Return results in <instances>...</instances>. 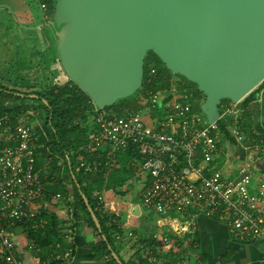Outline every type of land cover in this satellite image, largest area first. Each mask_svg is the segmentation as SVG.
Wrapping results in <instances>:
<instances>
[{"label":"built area","instance_id":"1","mask_svg":"<svg viewBox=\"0 0 264 264\" xmlns=\"http://www.w3.org/2000/svg\"><path fill=\"white\" fill-rule=\"evenodd\" d=\"M40 7L47 12L46 4ZM160 77L159 68L151 65L142 106L136 110L99 109L93 104L88 139L74 151L77 170L106 178L119 167V155L134 153L129 161L131 177L120 186L121 192H114H134L142 207L160 216L173 236H163L160 245L146 249L147 264H172L160 256L177 237L191 236L201 215L221 223L232 235L264 241V171L250 159L264 152V139L243 133L237 122L245 110L231 101L220 106L219 120H233L229 138L225 137L218 121L207 123L198 110L204 100L200 95L173 78L166 87L160 86V79L169 78ZM0 129V264H25L16 255L10 229L30 223L37 231L46 225L35 204L45 190L37 158L47 146L33 127L21 121L0 118ZM237 146L244 148L245 157L230 166V149L237 153ZM93 197L116 241L135 237L123 230L114 202L98 191ZM28 247L40 250L34 242ZM69 254L70 250L57 257ZM184 256L187 261L188 255Z\"/></svg>","mask_w":264,"mask_h":264},{"label":"water","instance_id":"2","mask_svg":"<svg viewBox=\"0 0 264 264\" xmlns=\"http://www.w3.org/2000/svg\"><path fill=\"white\" fill-rule=\"evenodd\" d=\"M51 24L63 71L99 109L138 91L150 51L197 86L210 124L223 100L238 102L264 81V0H55Z\"/></svg>","mask_w":264,"mask_h":264},{"label":"crops","instance_id":"3","mask_svg":"<svg viewBox=\"0 0 264 264\" xmlns=\"http://www.w3.org/2000/svg\"><path fill=\"white\" fill-rule=\"evenodd\" d=\"M41 4L35 0H0V8H3L4 14L10 11L15 19L12 23L16 28L14 33L16 34L17 30H20L18 33L21 34L29 33L25 35L28 37L26 41L29 42L21 43V46L32 52L28 62L22 63L18 61L19 57L16 60L14 57H4L0 53V85L21 91V94L27 98H31L29 96L33 94H27L29 95L27 96L25 92H42L53 84H64L70 80L61 81L55 71L57 56L55 57L52 52L53 45L56 49L55 26L51 24L52 18L48 15L49 12L43 11L40 7ZM11 28L10 24L1 20L0 52L4 48V52L11 51L9 38L12 33ZM16 47L19 45L12 47V52L15 54H17ZM47 50L50 51L49 54ZM259 85L255 88L256 90L254 89L253 97L247 104L242 102L246 96L235 102L245 110L237 125L248 129L249 132H245L246 134L243 131L245 135L250 134L264 139V84ZM34 106H37L40 111L37 113L43 117V122L32 124V126L27 120L32 117L30 114L33 115L36 112L31 111ZM22 114L28 119L21 121ZM0 118L17 120L30 125L39 133V138L42 133L38 128L42 129L45 121V115L39 106L28 99L8 102L0 100ZM222 122L226 124L228 132L233 129L232 118H223ZM90 130L89 123L86 129L87 134ZM230 154L231 158L228 162L237 163V158H240L238 146L237 153L230 149ZM40 156L37 158V163ZM250 159L258 171H264V152L253 154ZM50 160H52L51 156H48L43 165L38 166L40 176L43 174L45 190L43 197L35 204V208L39 211L45 210L56 217L59 240L55 246H43L35 241L36 235L31 230L30 223L19 224L10 229L17 257L25 264H117L112 263L105 252L96 248L97 237L88 225L85 215L80 211L70 185L66 181H62L63 183L59 181L64 178L63 170H60V174L57 171L52 175L48 164ZM63 184H66L68 189L66 194L62 188ZM96 191L102 192L106 200L114 202L121 212L123 230L132 231L135 235L133 238L115 242L116 251L114 252L123 264H144L147 248L160 245L163 236L173 237L169 229L162 226L161 217L146 211L134 192L119 194L112 189H99L94 190L93 195ZM175 240L176 244L160 256L161 259H170L172 264H263L264 260V241H253L232 235L221 223L204 215L198 216L196 231L191 236L177 237ZM31 242L39 244L40 250L30 249L28 246ZM69 250L68 257L62 256L60 259L57 257ZM184 255H188L187 261L182 260Z\"/></svg>","mask_w":264,"mask_h":264},{"label":"trees","instance_id":"4","mask_svg":"<svg viewBox=\"0 0 264 264\" xmlns=\"http://www.w3.org/2000/svg\"><path fill=\"white\" fill-rule=\"evenodd\" d=\"M39 3H44L47 6L48 15L52 18L54 13L55 0H38ZM154 65L159 68L160 75L169 77L168 80L160 79V86H167L169 80L174 78V76H179V79H175L178 82H184L187 87L193 89L202 99L204 95L198 90L197 86L188 81L185 77L181 75L174 74L172 77V72L169 71L161 60L152 52H148L144 63V75L142 84L138 91L132 96L127 98H122L117 100L112 106L106 108H117V107H129L131 109H138L142 106L141 99L135 97L136 94H143L145 89V77L149 70V67ZM264 81L261 82V85ZM256 90V89H255ZM252 91L245 99L242 101L243 104H247L252 99ZM15 93H22L15 89H8L0 85V100L4 102L12 100H30L36 103L41 112L45 115V121L43 125V130L41 127L38 129L42 133L40 136V141L45 142L47 148L43 151L42 155L38 159V165L42 166L48 156H51L49 168L51 169V174L54 175L57 171L60 174V170H63V177L59 179L66 181L70 185L71 191L74 194L75 199L79 205L80 211L85 215L88 225L94 230L97 237L96 248L105 252L112 263H115L109 247L116 251L113 229L107 226V219L102 215L99 210L96 199L93 197L94 190H114L119 191L121 185H123L132 175L131 167L129 166V161L134 155L131 150H127L123 154L118 156L120 161L119 167L111 171L106 178L85 176L82 174L81 170H77L74 162V151L80 148L88 139V134L86 129L89 125V117L93 110V102L90 97L82 91L73 81L69 80L64 84H53L45 91H32L25 92L24 94L38 95L39 99L27 98L26 96L21 97ZM46 101V103L44 101ZM230 102L229 100H223V103ZM17 108V107H16ZM201 111V106L198 107ZM221 112V109H220ZM203 115V114H202ZM204 116V115H203ZM220 126V131L225 137L229 138V132L226 128V124L222 120H218ZM242 131L248 133V129L244 126ZM45 133V134H43ZM245 133V134H246ZM44 158V159H43ZM72 174L75 176V181L72 178ZM79 185V187L77 186ZM63 191L66 194L68 189L66 184H63ZM123 193V192H122ZM82 195H85L90 203V206L94 210L99 223L101 225L102 232H99L96 228L84 202ZM40 217L45 218L46 225L43 229L34 231L35 241L43 246H55L58 242V221L53 214L48 213L45 210L40 211ZM103 236L105 239H103ZM144 264H147L144 260Z\"/></svg>","mask_w":264,"mask_h":264},{"label":"rangeland","instance_id":"5","mask_svg":"<svg viewBox=\"0 0 264 264\" xmlns=\"http://www.w3.org/2000/svg\"><path fill=\"white\" fill-rule=\"evenodd\" d=\"M35 1L39 4V1L38 0H35ZM54 6H55V4H54ZM2 10H3V8L2 9L0 8V11H1L0 12V22L2 20L4 22H7L8 24H10V26H12V28H11L12 33H11V37L9 36V38H10L11 51H8V52L5 51L6 52L5 53L4 52V49L5 48H4L3 51L0 52V53H2V55L4 57H10V58L11 57H14V58H16V60H17V57H19L18 61L20 63H22V62H28L29 56L32 55V52L29 49H27V48H23L24 46H21V43H27V42H29V41H26L28 37L25 36V35H28L29 33L21 34V33H18L20 30H17L16 31V34H15L14 33L15 30H16V28L14 27L15 24H12L15 21L14 17L11 16L10 11L9 12H6L4 14L5 11H2ZM20 34H21V36H20ZM34 39H35V36H34ZM15 45H19V47H16V49H15L16 52H17V54H15V53L12 52V47L15 48ZM52 49H53V51H52L53 52V55L55 54V57L57 56V58H56L57 59V62H56V66L57 67L55 66V71L57 72V75L59 76V78H60L61 81L65 80V79L68 81V79H69L68 76L62 71V67H61L60 62H59L58 53L56 51L57 48L55 49V46L53 45L52 46ZM49 53H50V51L47 50V54H49ZM52 60H54V59H52ZM49 65H51V61L50 60H49ZM52 74H55V72H52ZM173 79H179V76H176L175 75ZM63 82H65V81H63ZM135 97L137 99H141L142 98V95L141 94H136ZM33 110L36 111V112L33 113V115L30 114L32 116L31 118L28 119L27 116H24V114H22V115H20V118H21L20 120L21 121H25V120L28 119L27 122H30V125H32V124L35 125L38 122L42 123L43 122V117L38 114V113H40V111L38 110L37 106H34V108L32 107L31 108V111H33ZM227 164H229L230 166H233L235 163L234 162H227ZM42 170H45V168H42ZM41 177H43V174H42Z\"/></svg>","mask_w":264,"mask_h":264}]
</instances>
